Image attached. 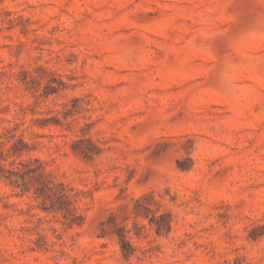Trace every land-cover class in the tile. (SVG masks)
<instances>
[{
	"label": "rangeland",
	"instance_id": "obj_1",
	"mask_svg": "<svg viewBox=\"0 0 264 264\" xmlns=\"http://www.w3.org/2000/svg\"><path fill=\"white\" fill-rule=\"evenodd\" d=\"M0 165V264H264V0H0Z\"/></svg>",
	"mask_w": 264,
	"mask_h": 264
},
{
	"label": "trees",
	"instance_id": "obj_2",
	"mask_svg": "<svg viewBox=\"0 0 264 264\" xmlns=\"http://www.w3.org/2000/svg\"><path fill=\"white\" fill-rule=\"evenodd\" d=\"M14 148V153H17L21 150H19L16 146L13 147ZM0 173H2V175L0 177H6L11 184H14V185H17V186H20V185H23L25 189H29V183L30 181H27L26 180V174H21L19 172H15L13 170H5L3 166L0 165ZM8 173V175L6 174ZM45 190H49V191H52V188L50 187H46L44 188ZM41 194H38V197H40ZM65 194H62V196H64ZM64 197H67V196H64ZM66 212L68 214H70L72 211L70 209L69 206H67L66 208Z\"/></svg>",
	"mask_w": 264,
	"mask_h": 264
}]
</instances>
